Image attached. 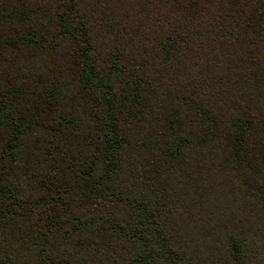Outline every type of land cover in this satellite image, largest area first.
Here are the masks:
<instances>
[{"label":"trees","instance_id":"trees-1","mask_svg":"<svg viewBox=\"0 0 264 264\" xmlns=\"http://www.w3.org/2000/svg\"><path fill=\"white\" fill-rule=\"evenodd\" d=\"M0 264H264V0H0Z\"/></svg>","mask_w":264,"mask_h":264}]
</instances>
